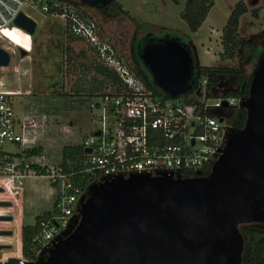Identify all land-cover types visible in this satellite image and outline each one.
I'll list each match as a JSON object with an SVG mask.
<instances>
[{"label":"water","instance_id":"1","mask_svg":"<svg viewBox=\"0 0 264 264\" xmlns=\"http://www.w3.org/2000/svg\"><path fill=\"white\" fill-rule=\"evenodd\" d=\"M79 1L104 6L113 0ZM13 23L29 34L36 26L23 12ZM187 45L150 37L138 53L154 85L170 98L188 93L198 78V61ZM8 63L0 47V66ZM237 108L242 124L226 128L206 172L131 171L90 182L67 226L29 264H244L241 226L264 228V47Z\"/></svg>","mask_w":264,"mask_h":264},{"label":"built area","instance_id":"2","mask_svg":"<svg viewBox=\"0 0 264 264\" xmlns=\"http://www.w3.org/2000/svg\"><path fill=\"white\" fill-rule=\"evenodd\" d=\"M24 5L37 6L41 12L59 18L68 32L87 43L94 59L113 71L121 82L119 89L107 85L95 99L87 101L91 122L100 121V126L80 142L84 151L80 171L91 182L131 171L192 174L208 169L223 146L224 133L231 126L228 111L237 108L239 97L214 95L206 79L199 77L188 93L179 96L181 103L155 85V89L148 87L116 47L101 38L96 19L79 0H0V39L18 49H32V34L13 23ZM15 94L0 88V201H10L7 194L17 193V187L28 176L42 175L59 188L57 210L39 220V231L29 247L30 255L37 258L67 226L84 190L72 182L60 164L48 165L42 156L28 152L33 148L39 122L30 114L20 120L15 118ZM187 95L192 97L190 101L183 99ZM96 131L99 133L94 134ZM12 144L19 145L20 150L5 148ZM8 208L0 206V216L9 215ZM6 237L0 235V244L10 243ZM10 258L16 261L10 263ZM31 258L20 251L16 255L0 254V264H29L34 261Z\"/></svg>","mask_w":264,"mask_h":264},{"label":"rangeland","instance_id":"3","mask_svg":"<svg viewBox=\"0 0 264 264\" xmlns=\"http://www.w3.org/2000/svg\"><path fill=\"white\" fill-rule=\"evenodd\" d=\"M116 1L122 5V8L128 12L132 19L126 16L105 18L87 5L86 9L87 13L96 19L101 38L116 47L132 70H135L136 64L129 60L131 54L129 51L132 49L133 56L138 58V53L141 50L139 43L141 41L143 43L142 38L148 36V33L152 38L179 35L182 41H187L190 44L198 64L206 66L240 65L246 68L247 74L253 70L257 59L256 52L253 50L252 52L251 47L259 46L258 50L264 47V0H245L248 10L240 17L238 25V37L243 46L238 49L236 58L226 61H220L218 58L219 52L222 51L221 29L232 5L237 0H214L196 32H191L184 19L180 17L185 0ZM253 9L257 10V14L253 15ZM22 12L36 23L32 34L36 35L37 44L32 47L31 52H26L27 55L22 56L18 47L0 39V46L6 48L9 54V63L7 66L0 67V76L5 77L9 73L11 78L20 77L29 69L28 74L32 75H30L31 90L34 92V97L31 99L35 103L43 102L47 105L45 109L42 107L37 109L48 117L50 126L43 138L49 143L44 144L46 149L47 145H50L52 152H56V161L60 157L59 145L61 142L71 139L81 141L85 135L100 126V121L91 122L87 103L91 97H85V102L83 99L71 98L72 95H76L73 93L74 86L89 77L85 65L91 58L93 59V55L87 43L68 32L59 18L41 12L37 6L24 5ZM55 21L59 23L55 25ZM134 22L140 26L136 27ZM53 25L55 26L52 27ZM50 27L52 28L50 29ZM142 34L146 35L140 37L139 35ZM135 36L136 39L133 42ZM140 68L144 70L141 65ZM19 80V84L24 87L29 83L28 79L23 76ZM212 92L214 94L222 93V91L214 89ZM26 98L24 93L14 96L13 106L16 117L24 111ZM173 101L181 103L183 100L181 97H177ZM27 103L31 104V101H27ZM65 128L67 131L64 130ZM9 148L12 151L17 150L14 145ZM52 187L57 189L55 186ZM7 211V214L12 215L9 208ZM24 220L25 223L32 224L34 216L26 215ZM0 224H2L1 221ZM11 224L13 233L7 237L11 247L2 248L0 254L16 255L19 251L18 228L14 220Z\"/></svg>","mask_w":264,"mask_h":264},{"label":"trees","instance_id":"4","mask_svg":"<svg viewBox=\"0 0 264 264\" xmlns=\"http://www.w3.org/2000/svg\"><path fill=\"white\" fill-rule=\"evenodd\" d=\"M176 1V0H174ZM214 0H185L184 7L180 12V17L186 22L188 29L191 32H196L202 21L205 19L208 10L213 5ZM90 8L98 11L105 18H115L120 16H126L132 19L128 12L122 8V5L113 0L109 4L104 6L100 5H88ZM247 5L245 0H237L231 7L229 15L225 24L221 29L220 43L222 51L219 52V60L226 61L232 60L237 57V51L241 45L238 37V25L240 17L247 12ZM253 15L257 14V10H252ZM133 21V20H132ZM135 23V22H134ZM136 27L140 25L135 23ZM168 36V35H166ZM182 41L179 35L172 36ZM171 38V37H170ZM143 43H139L140 48L143 44L148 42V39L142 38ZM188 47L190 44L187 41ZM261 50L258 48L256 52L257 58L261 54ZM133 52V51H132ZM193 52V51H192ZM93 57V56H92ZM136 62V68L133 70L137 76H139L144 83L155 89L154 83L146 73L148 71L144 68L139 58L133 56ZM197 60V57H196ZM86 70L89 72V77L84 82H78V86L75 87V94H83L86 97H94L106 89L107 85L116 86L118 89L121 87V82L117 75L103 64L97 62L94 58L87 62L85 65ZM196 74L199 79L205 78L206 85L210 92L212 90H220L224 95L240 97L245 95L247 89L248 75L245 67L240 65H197ZM158 92L162 93L160 90ZM217 95V94H214ZM184 100L190 101L192 97L185 96ZM232 117L228 111V123L233 122V125L240 126L243 121V111L234 107ZM30 154L37 152L34 148L28 151ZM84 157V151L80 144L77 145H63L61 148V165L62 171L69 174L70 179L74 184H80L81 189L85 190L86 186L91 182L88 175L81 172V160ZM39 170V169H38ZM208 169H203L201 172L204 173ZM56 203L53 205L50 211L43 213L40 216L35 217V222L32 225H23L21 227V252L22 255L35 260L36 257L31 256L29 247L33 246L32 239L36 235L39 229L38 222L41 218L46 217L53 211H56ZM242 232L245 235L244 250H245V262L244 264H264V228L246 224L241 226Z\"/></svg>","mask_w":264,"mask_h":264},{"label":"crops","instance_id":"5","mask_svg":"<svg viewBox=\"0 0 264 264\" xmlns=\"http://www.w3.org/2000/svg\"><path fill=\"white\" fill-rule=\"evenodd\" d=\"M54 23H55V25H57V23H59V22L55 21ZM61 24H62V22H61ZM55 25H53L52 27H54ZM52 27H50V29ZM35 38H36V35L32 34V47H34L37 44L38 39H35ZM89 50L91 52L90 47H89ZM27 53H29V52H27ZM27 53L25 51V55H27ZM28 71H29V69L25 73H22L20 77L11 78L9 76V73L5 77L0 76V84H1L0 88H2L4 90H9V91H15L16 94L14 96L22 95L23 93L25 94V96H27V98L25 100L24 111L22 112V114L20 116L16 117V115H15V118L17 120H20L26 114L34 115L36 117V119L39 122V126L37 128L36 136L34 138V143H33V148L35 150H37V152H34V154L38 155V156H42L44 162L48 165H57L61 162V148H62V146L63 145H77V144H80L81 141H74L71 139V140H66V141L61 142V144L59 145L60 157L58 160L55 161V159H56L55 153L56 152H52V148H50V145H47V149H46V145L44 143H49V142H47L43 138L44 133L48 130V128L50 126L48 117L44 112L38 111V109H37L38 107L39 108L42 107L43 109H45V108H47V105L43 102L38 104V103H35L32 101L31 98L34 97V92H32V90H31L32 83L30 82L32 80L31 79L32 75L28 74ZM22 76L26 77L28 79L27 81H29V83H27V85L25 87L21 86L22 84L21 85L19 84V81H20L19 79H21ZM77 86H78V83L76 84V86H74V92L73 93H75V87H77ZM29 95H31V97H29ZM72 96H71L72 99H83L84 102L86 101L85 100L86 96L83 94H76V95H72ZM50 98L53 100L52 97H50ZM54 98H56V97H54ZM27 101H31V104L27 103ZM64 130L67 131V128H65ZM69 138H67V139H69ZM11 146H13V144L12 145H6L5 148L8 150H11L9 148ZM14 147L17 148V150H14V152H18L20 150L19 145H14ZM52 186H55L57 189L55 190ZM58 196H59V188L56 185L51 184L50 180L47 177H44L42 175H34V176H28V177L24 178L22 181V184L18 187L17 193H13V192L10 193L9 192L7 194V197L10 200L9 209H10V211H12L13 216L11 215L12 220H10V221H5V220L1 221L2 224H0V229L4 228V230L5 229L11 230L13 233V230L11 229L12 228L11 222L14 220V222L18 228L19 245H20L19 251L20 252H21V227L23 225H32L33 224V223L32 224L25 223V220H24L25 216L26 215H33L34 216V222H35L36 221L35 217L40 216L43 213H46L47 211H50L52 209L53 205L56 203V201L58 199ZM50 205H51V208H50ZM38 231H39V229H38ZM10 235H6V236L9 237ZM7 237L5 240L8 242L9 240Z\"/></svg>","mask_w":264,"mask_h":264},{"label":"flooded vegetation","instance_id":"6","mask_svg":"<svg viewBox=\"0 0 264 264\" xmlns=\"http://www.w3.org/2000/svg\"><path fill=\"white\" fill-rule=\"evenodd\" d=\"M144 35H146V34H142V35H139L140 37H142V36H144ZM148 36H146V38L148 39V38H150L149 36H150V34L148 33L147 34ZM144 38V37H143ZM135 39H136V36L134 37V39H133V42H135ZM249 45V44H248ZM243 46V44H241L240 45V47H239V49L241 48ZM259 46H256V47H251V51L253 50V51H255L257 48H258ZM261 47V46H260ZM252 51V52H253ZM129 53H131L130 54V57H129V60L130 61H133V62H135V60H134V58H133V52H132V49L129 51ZM192 55H194V53L192 52ZM135 64H136V62H135ZM148 76L150 75L149 73H146ZM234 109L235 108H232V109H230L229 110V115H231V114H233V112H234ZM229 122V121H228ZM229 125H231V126H238V125H233V122H231V123H229ZM189 173V172H188Z\"/></svg>","mask_w":264,"mask_h":264}]
</instances>
